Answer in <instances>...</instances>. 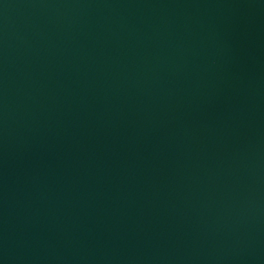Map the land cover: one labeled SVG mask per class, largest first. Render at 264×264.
Listing matches in <instances>:
<instances>
[{
	"label": "water",
	"instance_id": "obj_1",
	"mask_svg": "<svg viewBox=\"0 0 264 264\" xmlns=\"http://www.w3.org/2000/svg\"><path fill=\"white\" fill-rule=\"evenodd\" d=\"M0 264H264V0H0Z\"/></svg>",
	"mask_w": 264,
	"mask_h": 264
}]
</instances>
